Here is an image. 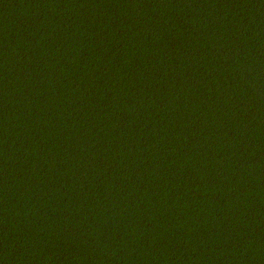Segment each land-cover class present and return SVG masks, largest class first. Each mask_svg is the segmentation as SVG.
<instances>
[{
    "label": "trees",
    "instance_id": "16d2710c",
    "mask_svg": "<svg viewBox=\"0 0 264 264\" xmlns=\"http://www.w3.org/2000/svg\"><path fill=\"white\" fill-rule=\"evenodd\" d=\"M0 264H264V0H0Z\"/></svg>",
    "mask_w": 264,
    "mask_h": 264
}]
</instances>
